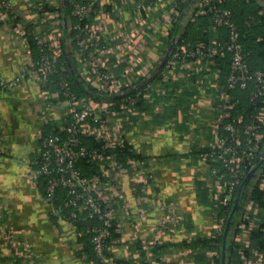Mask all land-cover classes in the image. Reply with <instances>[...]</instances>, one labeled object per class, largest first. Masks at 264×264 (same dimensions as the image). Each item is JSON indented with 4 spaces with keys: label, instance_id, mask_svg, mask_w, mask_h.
<instances>
[{
    "label": "crops",
    "instance_id": "crops-1",
    "mask_svg": "<svg viewBox=\"0 0 264 264\" xmlns=\"http://www.w3.org/2000/svg\"><path fill=\"white\" fill-rule=\"evenodd\" d=\"M12 1L19 13L17 31L12 34L0 19V80L21 77L22 85L10 92L0 90V126L7 133L0 156V215L20 233L24 243L21 248L13 247L2 239L1 232L0 264H88L84 258L87 253L82 251L84 242L79 238L83 233L79 235L70 221L55 217L36 181L33 162L40 145V111L48 102L35 78L20 76L27 63L21 38H28L27 31L32 29L44 32L60 58L65 56L78 67L79 58H85L110 75L107 94L123 93L141 81L150 82L142 105L134 109L135 120L124 130L129 148L138 156H126L125 164L118 160L119 175L111 196L116 200L112 255L124 262H132L136 256L148 264H205L206 252L212 249H202L194 242L212 233L210 165L199 154L211 144L214 101L209 91L200 93L199 110L192 116L191 102L185 99L196 93L191 77L183 76L184 82L151 80L157 71L161 76L167 55L187 30L194 6L186 12L180 10L176 23L175 3L180 0H84L93 7L88 17L94 14L85 26V35L104 39V47L96 49L72 34L71 17L49 10L61 9L62 0ZM47 10L49 18L45 20ZM80 79L92 90L82 97L103 100L106 93L95 90L96 80ZM109 99L112 97L104 100ZM117 107L113 106L110 113H104L100 106L94 110L115 127L116 121L122 124L123 120ZM54 113L64 128L66 121L59 109ZM92 123L100 125L99 121ZM131 157L138 160L137 168H143L138 181H131L126 168ZM98 165L107 182L112 167ZM95 222L84 219L85 229ZM24 252L26 256L21 254Z\"/></svg>",
    "mask_w": 264,
    "mask_h": 264
},
{
    "label": "built area",
    "instance_id": "built-area-1",
    "mask_svg": "<svg viewBox=\"0 0 264 264\" xmlns=\"http://www.w3.org/2000/svg\"><path fill=\"white\" fill-rule=\"evenodd\" d=\"M182 1L184 0L175 3L173 19L175 21L180 16L179 3ZM190 5L194 6L192 19L198 14L211 15L210 29L214 37L209 43L197 42L194 48L186 43L184 38H179L180 43L178 39L175 49L163 64L160 81L184 82L185 75L195 81L196 93L189 97L192 99L190 104L192 116L199 110L197 103L199 95L208 91L212 95L215 107L210 128L212 140L208 149H203L199 156L210 165L209 179L213 186V208L212 233L209 238H217L225 234L228 213L237 202L236 193L245 176L257 166L258 162H264V152H261L260 145L261 142L264 143V72L250 69L239 27L231 20L229 9L222 6L223 0H193ZM92 11L91 4L74 3L73 14L79 18L87 17ZM43 14L44 19L48 20L49 11ZM18 17L19 13L12 0L0 2V19L4 25H8L6 27L10 28L12 34L17 31ZM75 27L79 30V38L87 40L88 45L96 49L104 47L102 37L87 34L86 36L85 27L79 25ZM220 27L227 29L226 39L220 35ZM27 34L34 35L43 52L40 59L34 61L28 38L23 35L21 40L27 51V63L20 76L35 78L48 102L42 111L39 110L42 123L40 145L33 162L37 171H35L36 181L38 180L39 183L40 178L45 180V199L56 212L58 220H68L76 227V222L84 221V219L97 220L98 224L92 227L95 258L90 259L85 255L84 258L87 259L88 264H120L121 261L112 255L115 242L113 229L116 200L111 196L116 188L115 181L119 175L117 170L120 167L115 150L128 145L124 130L133 123L132 112L135 99L131 95L121 99L119 114L123 117L122 124L116 121L117 125L111 126V123L105 120V116L99 115L94 109L100 106L104 113H110L117 102L113 99L99 100L92 96L77 97L70 89L68 74H65L68 66L61 64L58 50L49 42L44 32L40 33L32 29L27 31ZM226 56L230 57V65L228 76L224 79V74L220 72L216 60ZM79 61L80 77L86 80L93 78L98 83V88L95 90L106 93L111 76L103 73L94 62L85 58H79ZM54 73L61 76L60 90L64 97V100L57 102L54 98L60 95V91L51 92L48 88L50 77ZM251 83H255L251 101L263 103V105L246 118L243 112H237L235 109L239 98L232 91L239 88L247 89ZM21 85V77L12 81L0 80V89L8 92L18 89ZM138 94H141V91ZM146 95L145 91L143 96ZM55 108L59 109L60 116L66 121L64 128L57 123L58 113H54ZM92 121H99L100 125L97 127ZM45 126L50 127L47 132ZM117 127L118 130L115 131ZM6 134L3 125L0 126V156L7 144ZM82 134L95 135L96 139L102 142V148L99 150L87 147L81 140ZM107 149L113 153H107ZM82 158L88 161L95 160L97 164L101 163L105 166L109 164L114 173L112 172L107 182L101 175L87 177L77 166V162ZM112 161L115 164L114 167ZM127 161L126 168L131 181L140 180L143 168H137L138 160L131 157ZM251 181L249 189L254 184L264 188V170L261 169ZM66 208H71L68 216L64 213ZM263 217L264 210L250 196H246L241 203L239 201V208L233 217L234 223L229 229V237L241 244L240 261L232 260L227 262L228 264H264V252L253 247L251 242V234L256 228L264 230ZM78 231L79 235L83 233L82 230ZM0 233L2 239L8 241L13 247H23V237L13 226L6 224L1 215ZM25 247L29 252V248ZM21 254L27 255L26 252ZM206 256L205 264H216L219 253L208 250ZM144 262V259L135 256L131 264H144Z\"/></svg>",
    "mask_w": 264,
    "mask_h": 264
},
{
    "label": "trees",
    "instance_id": "trees-1",
    "mask_svg": "<svg viewBox=\"0 0 264 264\" xmlns=\"http://www.w3.org/2000/svg\"><path fill=\"white\" fill-rule=\"evenodd\" d=\"M1 1L2 0H0V2ZM192 1L193 0H184L180 2L179 3L180 10L182 12L183 11L186 12ZM74 3L87 4L88 2H85L84 0H62L63 7L61 9L56 7H51L49 10L53 12L60 11V13H64L63 15L67 19L68 17H71L73 21L72 34H74L77 38L79 34V30L75 26L79 25L81 27H85L89 23V21L91 20L94 14L91 13L92 15L89 17L87 16L84 18H79L78 16L73 14ZM222 6L229 9L231 20L239 27L241 34V42L243 43L244 51L246 54L245 55L246 61L250 69L252 71L262 70L264 72V3L258 0H223ZM194 17H195L194 19H192L193 17L190 19L187 30L180 37V39L184 38L186 43L190 44V46L193 48L195 47L197 42L204 41L205 43H209L214 37V33L210 29L212 23L211 15L209 13L198 14V15H194ZM251 20H255V22H250ZM178 21H179V17L175 22L177 23ZM219 33L220 35H222V38L226 39L227 29L225 27H220ZM27 37L33 53V60L38 61L43 51L41 50V47L37 43V40L33 34H27ZM180 39H179V43H180ZM65 45L66 42L63 41L62 43L63 48L65 47ZM60 62L61 64H65L66 66H68V70L65 74H68V80L70 83L71 91L75 95H77V97H82L90 94L89 91L92 92V90L86 89V87H84L82 84V79H80L81 77L79 75L78 65L74 66L73 64H71L67 59V57L65 56L60 58ZM216 64L218 65L220 72L224 74L223 76L224 79H226L229 73L230 57L226 56L225 58L217 59ZM158 79H161V76L160 73L157 71L154 75H152L151 80L156 81ZM60 84H61V76L58 73H54L53 75H51L48 86L49 91L51 92L60 91V95L54 98L55 102L64 100V97L60 90L61 88ZM149 84H150L149 81L143 83L141 81L138 82L133 87L125 88L123 93L107 94L106 92V94H104L103 96V99L112 97V99L117 102L118 105L117 110L120 112L121 99L131 95L135 99V102L133 103L134 109L140 108L144 100V96H143L144 92L147 91ZM254 89H255V83H251L247 89L239 88L232 91V93L237 98H239V102L236 104L235 109L237 110V112H243L246 118H249L252 114H254L258 110V108H260L263 105V103H258V102L254 103L251 101V93ZM139 91H141V94H138ZM185 99L187 100L188 104L192 101V99L189 97ZM132 118L133 120H135L134 111L132 112ZM48 129H50V127L45 126L46 132ZM81 140L83 144H85L90 149L100 150L102 148V142L96 141L93 135L82 134ZM260 145L262 146L261 152H264L263 149L264 143L261 142ZM115 151L117 153L118 160H120V162L124 164H125L126 156L128 155L134 157L138 156L137 153L131 151L128 145H126L125 147H118V149H116ZM106 152L113 153V151H111L110 149H107ZM77 166L87 177H92L99 174L101 175V168L95 160L88 161L86 158H82L77 162ZM261 169L264 170V162L262 161L258 162L257 166L247 173L245 178L249 175V173H251V176L248 179L247 183L245 184L242 196L241 198H239V200L241 203L246 196H250L254 201L259 203L262 209L264 210V188H259L256 184H254V186H252L249 189V185L252 182L251 179L257 176L258 172ZM39 187L43 190L44 194H46V182L43 178H40ZM238 193H239V189L237 190L236 193V201L238 198ZM70 212H71V208H66L64 213L68 216ZM55 217L57 218V214L55 215ZM228 218L229 217H227V221ZM233 220L232 223H234ZM83 222L84 221L76 222L78 230H83L82 236L79 237L80 240L84 242L83 243L84 245L82 246V251L87 253V256L90 259H94L95 252L91 240L93 236L92 227L98 224V222H95L90 227L86 226V229L84 227ZM262 226L264 227V221L262 223ZM113 236H116L114 230H113ZM251 242L253 247H256L257 249L264 252V230L260 229L259 227L256 228L251 234ZM194 243L197 246L200 245L202 249L206 250L209 248L217 251L219 253V256L217 257L216 262L217 264H221V257L225 246L224 235L217 238H207V237L199 238ZM226 246H227L226 264H228L227 263L228 261H232V260L240 261L239 250L241 248V244L232 240V238L229 237V241L226 243ZM120 264H131V262L121 261ZM144 264H148V263L144 262Z\"/></svg>",
    "mask_w": 264,
    "mask_h": 264
},
{
    "label": "water",
    "instance_id": "water-1",
    "mask_svg": "<svg viewBox=\"0 0 264 264\" xmlns=\"http://www.w3.org/2000/svg\"><path fill=\"white\" fill-rule=\"evenodd\" d=\"M167 57H168V55H167ZM167 57H166V59H167ZM250 176H251V173H249V175L245 178V180L241 184V186L239 188L237 202L234 204L233 209H232V213L229 216L228 221H227V227H226V231H225V234H224L225 246H224L222 257H221V264H226V260H227V246H226V243L229 241V228L231 227L232 220H233V217L235 215V212L237 211V209L239 207V201H240L239 198H241L243 190H244V186L247 183V181L250 178Z\"/></svg>",
    "mask_w": 264,
    "mask_h": 264
}]
</instances>
